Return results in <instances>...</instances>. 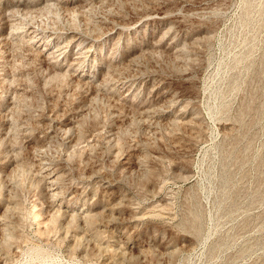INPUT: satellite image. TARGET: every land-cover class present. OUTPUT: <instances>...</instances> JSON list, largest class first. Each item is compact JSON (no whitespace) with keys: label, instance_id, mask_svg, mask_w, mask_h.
Masks as SVG:
<instances>
[{"label":"rangeland","instance_id":"rangeland-1","mask_svg":"<svg viewBox=\"0 0 264 264\" xmlns=\"http://www.w3.org/2000/svg\"><path fill=\"white\" fill-rule=\"evenodd\" d=\"M0 264H264V0H0Z\"/></svg>","mask_w":264,"mask_h":264},{"label":"bare ground","instance_id":"bare-ground-1","mask_svg":"<svg viewBox=\"0 0 264 264\" xmlns=\"http://www.w3.org/2000/svg\"><path fill=\"white\" fill-rule=\"evenodd\" d=\"M76 38H78V37H76ZM80 39H81V38H80ZM56 51H57V50H56ZM56 51H55V52H56ZM53 52H54V51H53ZM56 53H57V52H56ZM54 54H55V53H54Z\"/></svg>","mask_w":264,"mask_h":264}]
</instances>
